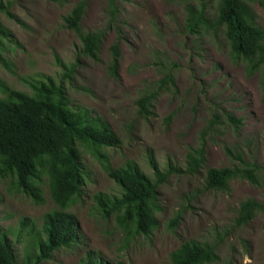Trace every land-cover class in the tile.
Instances as JSON below:
<instances>
[{
    "label": "rangeland",
    "instance_id": "rangeland-1",
    "mask_svg": "<svg viewBox=\"0 0 264 264\" xmlns=\"http://www.w3.org/2000/svg\"><path fill=\"white\" fill-rule=\"evenodd\" d=\"M66 1L60 6L46 0H0L10 13L0 10L5 34L0 98L5 97L3 85L32 93L37 82H62L71 107L100 117L120 139L118 147L108 150L112 166L132 161L152 180L151 157L162 170L169 165L185 169L188 151L200 145L214 113H232L243 125L237 132L225 125L213 131L206 140L204 167L175 174L159 187V226L149 237L130 236L115 217L98 212L97 193L118 196L120 191L81 149L89 177L69 209L79 223L77 242L39 264H81L88 255L105 264H171V254L185 242L215 247L217 259L210 264H264V212L235 226L242 202H264V88L259 74H250L245 62L231 56L223 32L208 29L206 16L215 10L216 0H85L82 29L104 34L99 61L81 55L77 35L64 27V17L81 0ZM252 7L264 31V5L256 1ZM116 41L121 52L117 79L109 73ZM166 76L175 79L176 91H160L151 115L140 116L137 101ZM245 164L258 168L261 187L238 179L230 182L229 192L205 189L208 169ZM42 189L44 202L36 204L9 178L0 177V235L6 234L18 263L31 243L28 233L16 235L21 221L26 218L40 228L55 208L47 176ZM178 215L177 226L170 228Z\"/></svg>",
    "mask_w": 264,
    "mask_h": 264
},
{
    "label": "trees",
    "instance_id": "trees-1",
    "mask_svg": "<svg viewBox=\"0 0 264 264\" xmlns=\"http://www.w3.org/2000/svg\"><path fill=\"white\" fill-rule=\"evenodd\" d=\"M60 6L66 0H46ZM264 0H216L215 10L207 14L208 29L223 32L235 60L246 63L250 74H259L264 88V31L257 24L252 4ZM112 2V1H111ZM113 12L115 8L112 2ZM86 1L75 4L64 19V27L74 32L80 43V54L99 61L104 34L84 31L81 22L85 15ZM0 10H9L0 5ZM4 30L0 28V47ZM119 39V38H118ZM112 56L109 73L118 78L121 52L119 41L110 48ZM1 59V57H0ZM76 66L67 69L64 76L71 79ZM5 97L0 98V177L9 178L17 190L30 197L33 203L42 204L44 177H48L49 192L55 208L43 218L40 228L23 219L16 235L28 233L29 250L22 263L17 262L13 245L6 234L0 235V264H39L53 254L77 242L79 223L69 209L81 197L88 173L81 161L80 150L89 153L103 171L119 188L118 196L97 193L94 198L98 212L104 218L115 217L117 223L130 236L149 237L159 226L155 216L158 209V189L175 174L197 173L205 165L207 138L222 126L237 132L243 119L234 114L214 113L208 126L201 132L200 145L187 154L184 170L171 165L162 170L151 157L149 165L154 179H150L135 163L126 161L114 168L108 150L121 141L110 126L100 117L92 116L85 108L70 106L64 84L54 79L31 85L32 93L20 92L2 86ZM176 91L172 76H166L158 88L138 101V113L147 118L160 91ZM232 154L231 149H227ZM241 162L239 155H235ZM255 166L248 164L210 168L206 171L205 189L230 191V182L246 180L257 187L263 177ZM264 212V202L248 199L239 206L235 226L242 227ZM180 220L176 216L169 223L174 229ZM217 259L215 247L198 242H185L171 254V264H210ZM81 264H105L102 259L88 255Z\"/></svg>",
    "mask_w": 264,
    "mask_h": 264
}]
</instances>
